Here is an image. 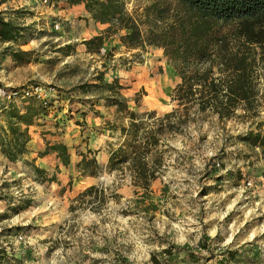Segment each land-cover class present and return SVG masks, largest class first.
I'll list each match as a JSON object with an SVG mask.
<instances>
[{"label": "rangeland", "instance_id": "obj_1", "mask_svg": "<svg viewBox=\"0 0 264 264\" xmlns=\"http://www.w3.org/2000/svg\"><path fill=\"white\" fill-rule=\"evenodd\" d=\"M153 2L172 3L128 0L125 5L140 14ZM72 7L62 0H0V20L18 34L12 42L0 41V88L40 85L57 93L58 100L43 106L29 132L61 133L60 122L66 120L86 131L87 114L111 117L93 129L108 132L107 148L115 151L124 140L120 128L130 121L111 104L103 84L117 80L127 111L145 121L148 113L159 118L171 112L170 96L180 79L175 74L166 111L149 106L147 85L170 68L163 50L127 49L119 42L125 31L108 36L107 25L88 22ZM95 33L103 41L88 47L85 41ZM21 51L28 52L26 61H14ZM260 89L261 106L252 121L220 123L211 117L190 125L187 135L161 139L151 157L161 158L158 177L148 190L134 186L127 170L108 173L113 151L104 162L97 152L75 148L73 173L56 167L45 181L28 154L11 163L0 152V264H264V155L239 139L249 131L264 135L263 80ZM29 102L11 104L23 110ZM9 104L0 97L2 126ZM81 154L95 158L94 176L78 169ZM91 186L96 191L78 199Z\"/></svg>", "mask_w": 264, "mask_h": 264}, {"label": "trees", "instance_id": "obj_2", "mask_svg": "<svg viewBox=\"0 0 264 264\" xmlns=\"http://www.w3.org/2000/svg\"><path fill=\"white\" fill-rule=\"evenodd\" d=\"M62 1L69 6L82 5L95 24L107 25L104 32L108 36L125 31L119 42L127 49H162L180 79L170 96L175 104L171 112L159 118L148 113L145 121L127 111L126 100L120 95L123 87L117 80L103 84L111 93V104L125 112L130 121L126 128H120L124 140L108 160V173L124 174L127 170L134 186L148 190L158 177L161 163L159 156L151 159L152 153H157L159 141L166 135H187L190 125L211 117L220 123L233 118L247 122L257 115L262 96L260 83L264 82V0H170L172 3L167 5L153 2L140 14L127 11L128 0ZM17 35L11 23L0 20L1 42H12ZM102 41L100 35L85 44L99 46ZM27 55L28 52H16L13 58L26 61ZM29 101L23 110L10 103L2 112L5 126L0 125V152L11 163L23 161L28 154L29 127L45 110L34 99ZM135 105L140 107L138 100ZM238 110L243 114H237ZM111 130L117 131L115 126ZM239 139L264 155L261 132L249 131ZM47 146L60 163L69 164L65 145ZM81 156V174L94 176L99 169L95 158ZM34 172L45 181L46 171L34 166ZM96 189L87 188L78 199Z\"/></svg>", "mask_w": 264, "mask_h": 264}, {"label": "crops", "instance_id": "obj_3", "mask_svg": "<svg viewBox=\"0 0 264 264\" xmlns=\"http://www.w3.org/2000/svg\"><path fill=\"white\" fill-rule=\"evenodd\" d=\"M74 8L75 7H72V9ZM77 8L85 15L87 21L91 22L90 16L87 14V12L84 11L83 6L80 5L77 6ZM94 35L97 36L98 34L95 33ZM170 69L173 70L171 66L169 70ZM110 111L112 112L113 110ZM88 116L89 114L86 115L85 122H89L90 124L88 125L90 126L86 127V131L81 130L78 125H75L68 120H66V122H60V124L64 126V131L61 133H48L46 135H41V133H36L30 130V141L26 145L30 161H32L37 168L46 172L51 171L53 168L57 167L59 170H62L63 173L71 175L74 171V165L76 162L73 155V152H75V148H77L78 150L87 148L89 150H92L93 152H97L98 157H100L102 161L106 162L109 157V154L107 152L114 151L107 148V142L112 139H110L108 132L103 131V134H96L94 131L95 129L93 128L94 125H100V123H102L104 119L108 120L111 119V117L108 116L104 119H96L90 118L91 116ZM44 129L45 132L49 131L47 130L46 126L44 127ZM111 136L114 137L115 134ZM83 139H86V142H82ZM47 140H50L49 146L54 143H61L66 146L70 156L69 166H63L57 158L56 153H52L48 149V146L46 145ZM114 140H116V142L119 141L117 138Z\"/></svg>", "mask_w": 264, "mask_h": 264}, {"label": "built area", "instance_id": "obj_4", "mask_svg": "<svg viewBox=\"0 0 264 264\" xmlns=\"http://www.w3.org/2000/svg\"><path fill=\"white\" fill-rule=\"evenodd\" d=\"M45 3L46 0H43ZM55 28L58 29L59 25L55 24ZM0 97L4 98L7 102L11 103L12 101L21 102L30 99H34L42 106H45L49 100H58L57 93L54 89L43 87L40 85L31 86L22 88L20 90H8L5 91L4 89L0 88ZM250 184L248 183V186Z\"/></svg>", "mask_w": 264, "mask_h": 264}, {"label": "bare ground", "instance_id": "obj_5", "mask_svg": "<svg viewBox=\"0 0 264 264\" xmlns=\"http://www.w3.org/2000/svg\"><path fill=\"white\" fill-rule=\"evenodd\" d=\"M175 74L176 73L170 69L147 85V96L145 99L149 106L157 107L160 112L168 109L169 103L165 101V97L174 83Z\"/></svg>", "mask_w": 264, "mask_h": 264}]
</instances>
